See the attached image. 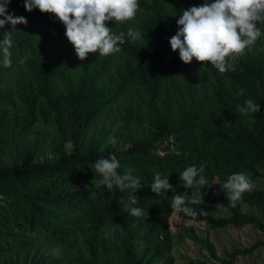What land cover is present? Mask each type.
<instances>
[{"label":"trees","instance_id":"obj_1","mask_svg":"<svg viewBox=\"0 0 264 264\" xmlns=\"http://www.w3.org/2000/svg\"><path fill=\"white\" fill-rule=\"evenodd\" d=\"M204 2L139 0L133 25L108 26L117 34L140 31L142 40L133 43L126 36L119 53L90 54L83 61L54 15L26 11L25 0L7 5L8 13L27 19L0 29V40L10 31L11 60L22 56L26 78L13 83L0 70V264H175L169 224L175 193L158 196L150 184L159 172L183 193L178 173L187 166H203L212 184L203 190L204 204L189 205L207 214L179 212L182 220L204 221L211 229L251 225L264 237L262 215L241 207L248 204L264 215V186L232 207L215 183L237 172L264 178V39L239 58L234 71L220 74L195 58L185 64L169 38L178 30L181 9ZM57 43L62 52L54 51ZM246 99L260 111L241 116L237 105ZM113 154L121 174L128 167L141 179L134 206L148 212L147 219L124 211L131 190L95 189L101 179L95 162ZM210 203L223 205L227 215H214ZM107 222L111 229L103 231ZM12 225L22 230L16 250L4 242ZM77 232L84 247L66 263L43 247L71 246ZM177 236L188 237L210 258L191 264H236L264 248V238L256 239L220 256L190 224Z\"/></svg>","mask_w":264,"mask_h":264},{"label":"clouds","instance_id":"obj_2","mask_svg":"<svg viewBox=\"0 0 264 264\" xmlns=\"http://www.w3.org/2000/svg\"><path fill=\"white\" fill-rule=\"evenodd\" d=\"M11 0H0V29L11 23L13 28L18 23L27 24L23 16L8 13L7 5ZM26 11L33 8L41 13H48L64 25V35L73 45L79 60H85L90 54L99 56L115 55L121 51V45L126 43L125 37L136 43L142 40L140 31L128 28L127 32H113L108 22L127 24L136 19L139 12V0H25ZM176 23L178 30L169 38L173 51L179 52V58L185 64L195 58L201 63H210L220 74L234 71L239 58L251 51L260 39H264V0H212L199 6L193 5L181 9ZM175 16V15H173ZM12 47L10 31L4 32L0 40V56L4 67L11 66ZM241 116L254 115L260 111V105L252 99H246L243 106L237 105ZM120 161L113 154L108 158H99L94 165L95 174L101 179L94 183L95 189L107 187L109 192L116 189L120 193L131 190L124 211L133 217L147 219L148 212L137 205L138 197L133 193L142 188L141 179L132 173L135 169L125 167L121 174ZM204 167L187 166L178 173L179 186L186 191L177 192L167 177H161L157 172L150 184L151 191L158 196L175 193L170 207L176 212H183L189 217L206 215L207 211L200 208L199 213L189 205L204 204L203 190L210 187L208 179L202 174ZM220 185L227 201L232 207L243 199L247 192L255 190V183L250 176L243 172L230 174ZM87 187V186H86ZM189 189H192L189 195ZM92 196L97 192L92 191Z\"/></svg>","mask_w":264,"mask_h":264},{"label":"rangeland","instance_id":"obj_3","mask_svg":"<svg viewBox=\"0 0 264 264\" xmlns=\"http://www.w3.org/2000/svg\"><path fill=\"white\" fill-rule=\"evenodd\" d=\"M134 22L135 20L131 21L129 24L133 25ZM54 51L62 52V43L55 44ZM11 61L12 63L10 67H4L3 64L0 63V70H2L5 73L4 79L7 78L9 81L13 83L17 82L19 80V77L25 79L26 75L21 69L23 67L21 63L22 56L16 58V60L13 59ZM183 74H184V70H182L179 73L178 75L179 80L183 78ZM107 123H109V121H107ZM46 127L47 126L44 125L43 128ZM41 133L42 134L45 133L48 136L49 134H52V129L51 131L49 129L47 130L41 129ZM5 160H8V158L5 157ZM253 181L255 185L258 187L264 186L263 177L255 178L253 179ZM215 182H222V181L216 179ZM216 185L218 186L220 192L225 195V193L221 190L220 185L217 183ZM208 206L214 215L224 216L227 215L228 213L226 208L221 204L210 203L208 204ZM241 207L243 210L247 212H252L262 215L264 219V215L257 208L250 206L248 204H242ZM169 224L172 234L174 235L172 240L171 254L174 257L175 264H191L192 262L210 259L206 250L200 247L198 244L191 241L188 237H184L183 240L178 238L177 233L179 231L182 232V227L187 224L192 225L195 232L199 236L209 239L215 246L216 251L220 256H222L225 251H231L234 247L248 246L256 239L264 238L262 232L251 225H245L243 227H226L221 229H211L207 227V223L204 221L182 220L179 213L176 211H173L171 213L169 217ZM10 228L12 233H9L8 236L4 238V242L5 244L9 245L10 247L14 248V250H16L20 246V243L18 242V237H19L18 234H20L22 230L16 229L14 225H12ZM110 229H111V224L107 222L105 227L103 228V231H109ZM76 234L77 235L75 236V241L72 242L71 246H66L65 244H60V243L57 244L51 243V244H44L43 247L47 248L50 254L63 258L64 262L66 263L69 258L76 255V251L79 248L84 247L83 234H81L80 232H77ZM262 263H264V248H258L251 255L240 256L236 261V264H262Z\"/></svg>","mask_w":264,"mask_h":264}]
</instances>
